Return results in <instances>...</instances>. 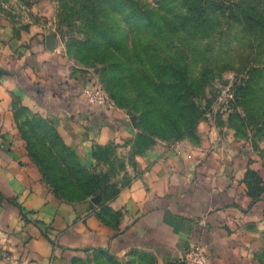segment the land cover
Returning <instances> with one entry per match:
<instances>
[{"label":"rangeland","instance_id":"374dc122","mask_svg":"<svg viewBox=\"0 0 264 264\" xmlns=\"http://www.w3.org/2000/svg\"><path fill=\"white\" fill-rule=\"evenodd\" d=\"M56 73L101 87L130 135L100 143L84 124L78 144L60 135L64 147L36 98ZM0 82L63 201L117 220L111 200L140 176L141 156L163 150L196 163L243 154L251 191H264V0H0ZM254 255L264 264V230Z\"/></svg>","mask_w":264,"mask_h":264},{"label":"crops","instance_id":"0c3cea01","mask_svg":"<svg viewBox=\"0 0 264 264\" xmlns=\"http://www.w3.org/2000/svg\"><path fill=\"white\" fill-rule=\"evenodd\" d=\"M56 75L40 79L44 93L36 98L67 143L78 144L84 124L100 143L130 135L113 109L84 100L87 84ZM192 156L173 150L141 156V174L111 200L119 214L109 221L46 186L0 82V264H191L198 245L207 264H262L254 253L264 230V191L251 195L245 157L222 163L212 152L196 163Z\"/></svg>","mask_w":264,"mask_h":264},{"label":"built area","instance_id":"2783aa9c","mask_svg":"<svg viewBox=\"0 0 264 264\" xmlns=\"http://www.w3.org/2000/svg\"><path fill=\"white\" fill-rule=\"evenodd\" d=\"M82 95L84 97V100L93 107H112L110 98L99 86L92 85L91 87H84L82 90ZM190 261L191 264L208 263V257L201 246L198 245L194 247Z\"/></svg>","mask_w":264,"mask_h":264},{"label":"trees","instance_id":"16d2710c","mask_svg":"<svg viewBox=\"0 0 264 264\" xmlns=\"http://www.w3.org/2000/svg\"><path fill=\"white\" fill-rule=\"evenodd\" d=\"M126 7L127 6H129V10L131 11V12H133L135 9H136V5H125ZM139 22V21H138ZM145 51L146 50H142V52H137L138 53V55H139V57H142V55H144L145 54ZM157 87H159V86H157ZM112 94H113V91H112ZM113 97H114V99H116V101H119V98L114 94L113 95ZM179 108H181V107H179ZM192 109V108H191ZM194 110H196L195 108H194ZM186 112L184 111V109H181V114L183 115V114H185ZM59 133H57L56 132V136H55V138L56 139H59L60 140V142H61V144L65 147L66 145H65V143L63 142V139H61L60 138V134L58 135ZM248 172V171H247ZM245 178H246V176H245ZM245 182H246V184H247V186H248V188H249V191H250V193H251V195L254 197V198H257L258 197V195L259 196H261L260 194H262L261 192H259V194L258 193H256V192H253V191H251V189H250V184H249V182L247 181V180H245ZM118 194H119V192H118ZM118 194H116L115 195V198L118 196ZM67 202H70L71 203V201L70 200H68ZM110 210L111 211H113L111 208H110ZM117 215L119 214L118 212H115ZM100 215V217H102V218H105L106 216H104L103 214H99ZM109 221H110V219H109Z\"/></svg>","mask_w":264,"mask_h":264}]
</instances>
